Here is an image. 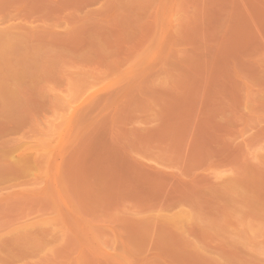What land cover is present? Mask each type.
Masks as SVG:
<instances>
[{
    "label": "rangeland",
    "instance_id": "obj_1",
    "mask_svg": "<svg viewBox=\"0 0 264 264\" xmlns=\"http://www.w3.org/2000/svg\"><path fill=\"white\" fill-rule=\"evenodd\" d=\"M0 264H264V0H0Z\"/></svg>",
    "mask_w": 264,
    "mask_h": 264
}]
</instances>
